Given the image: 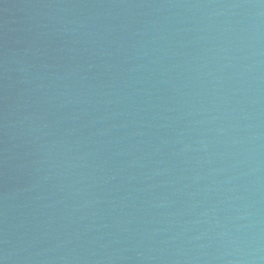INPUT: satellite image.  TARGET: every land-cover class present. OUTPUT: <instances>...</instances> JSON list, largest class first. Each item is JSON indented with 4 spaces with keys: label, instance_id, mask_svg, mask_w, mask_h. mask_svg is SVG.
I'll return each instance as SVG.
<instances>
[{
    "label": "water",
    "instance_id": "obj_1",
    "mask_svg": "<svg viewBox=\"0 0 264 264\" xmlns=\"http://www.w3.org/2000/svg\"><path fill=\"white\" fill-rule=\"evenodd\" d=\"M0 264H264V0H0Z\"/></svg>",
    "mask_w": 264,
    "mask_h": 264
}]
</instances>
